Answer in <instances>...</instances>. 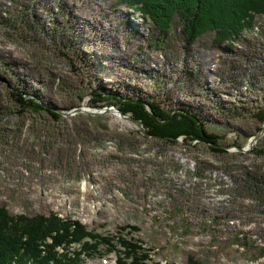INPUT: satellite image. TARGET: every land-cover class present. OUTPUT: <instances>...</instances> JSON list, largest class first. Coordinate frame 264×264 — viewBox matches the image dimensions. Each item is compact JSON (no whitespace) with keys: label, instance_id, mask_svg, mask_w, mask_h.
Instances as JSON below:
<instances>
[{"label":"rangeland","instance_id":"rangeland-1","mask_svg":"<svg viewBox=\"0 0 264 264\" xmlns=\"http://www.w3.org/2000/svg\"><path fill=\"white\" fill-rule=\"evenodd\" d=\"M214 38L186 44L176 16L161 34L121 0H0V207L55 213L110 239L113 251L99 244L80 264H118V236L148 264H264V195L253 192L264 133L237 149L264 123V15L252 13L230 47ZM92 89L191 110L220 138L169 142L116 111L64 114L94 110ZM224 177L231 196L213 204ZM210 213L255 238L214 244L199 225Z\"/></svg>","mask_w":264,"mask_h":264},{"label":"trees","instance_id":"trees-1","mask_svg":"<svg viewBox=\"0 0 264 264\" xmlns=\"http://www.w3.org/2000/svg\"><path fill=\"white\" fill-rule=\"evenodd\" d=\"M121 1L138 11L143 19L154 23L164 35H168L176 16L186 44L193 43L201 34L213 31L215 42L226 43L230 47V42L235 41L243 29L251 28L252 13L264 15V0ZM90 93L96 97L91 99V107L100 109L115 105L123 115L140 122L145 132L155 139L171 142L182 137L184 141L197 139L214 146L220 138L215 133L207 132L201 118L191 110H165L149 98L132 95L122 97L117 92L92 89ZM25 101L31 109H45L34 97ZM57 112H51L55 119L59 116ZM211 148L218 151V146ZM253 186V192L264 195L263 181L255 180ZM130 228L135 229L134 226ZM120 237L117 239L123 249L118 252V264H148L145 261L147 256L137 252L140 247ZM99 244L107 245V252L114 250L107 236L88 231L78 221L64 220L55 213L47 216H13L5 207H0V264H80L81 255L99 252ZM76 245L78 248L72 249ZM126 259H131V262ZM188 259L187 264H200L191 256Z\"/></svg>","mask_w":264,"mask_h":264},{"label":"built area","instance_id":"built-area-1","mask_svg":"<svg viewBox=\"0 0 264 264\" xmlns=\"http://www.w3.org/2000/svg\"><path fill=\"white\" fill-rule=\"evenodd\" d=\"M229 148L231 149L234 147ZM217 182L220 184L221 188H225V190L220 191L216 189L213 192H208L209 196L211 197L212 202H214L213 204L222 203V205H225L223 204V202L227 201L231 196V192H229L232 188L229 187L230 181H228L227 177H224L222 180ZM217 187L220 188L219 186ZM205 216V220L202 221V223H200L199 225H201L202 228H204V231H206V233L209 235V237L214 240V244L231 242L232 240L244 243L248 238H255L254 235H252V231L237 225L236 223H234L233 219L229 221V219L226 218L213 216L211 215V213L206 214ZM240 250L243 251V246L240 247Z\"/></svg>","mask_w":264,"mask_h":264},{"label":"water","instance_id":"water-1","mask_svg":"<svg viewBox=\"0 0 264 264\" xmlns=\"http://www.w3.org/2000/svg\"><path fill=\"white\" fill-rule=\"evenodd\" d=\"M94 110H91L89 108H83V107H73V109H71V111L69 112H66L64 114L66 115H71V114H76V113H89V114H92V115H95V116H98L100 114H106V113H114V111L118 112L120 116H123L125 117V115L122 114L121 110L119 108H117V106H112V105H109V106H103L102 108L100 109H97V108H93ZM140 127H142V125L136 121ZM143 133L146 135V136H149L151 137V135L147 134L145 131H143ZM264 133V123L263 125L260 127L259 131L250 139L249 141V146L247 148H244V147H237V149L242 152L244 150H247V149H250L256 142L257 138Z\"/></svg>","mask_w":264,"mask_h":264},{"label":"bare ground","instance_id":"bare-ground-1","mask_svg":"<svg viewBox=\"0 0 264 264\" xmlns=\"http://www.w3.org/2000/svg\"><path fill=\"white\" fill-rule=\"evenodd\" d=\"M2 3H3V2H2ZM46 3H47V2H46ZM248 146H249V145H248ZM248 146H247V147H248ZM247 147H245V148H247Z\"/></svg>","mask_w":264,"mask_h":264}]
</instances>
